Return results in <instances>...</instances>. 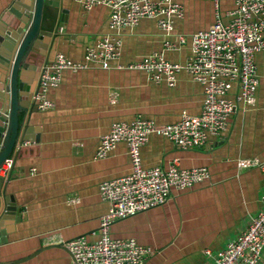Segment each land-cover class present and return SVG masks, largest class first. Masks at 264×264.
Returning <instances> with one entry per match:
<instances>
[{
	"label": "crops",
	"instance_id": "crops-1",
	"mask_svg": "<svg viewBox=\"0 0 264 264\" xmlns=\"http://www.w3.org/2000/svg\"><path fill=\"white\" fill-rule=\"evenodd\" d=\"M176 1L183 5L185 14L176 19L172 39L184 35L187 43L167 51L166 58L186 63L192 56L191 36L211 28L218 15L229 23V12L238 0H220L219 10L214 0ZM13 2L0 0V20ZM64 9L69 21L51 62L62 52L83 63L87 46L107 35L121 37L122 55L110 69L91 65L65 71L60 86L49 93L54 107L32 109L25 123L24 141L9 158L7 174L0 176L10 179L5 183L7 189L0 184V214L6 202L18 209L16 219L5 220L0 264H76L65 244L81 237L90 242L100 238L101 217L109 210L100 185L132 170L129 148L123 142L108 157L96 159L101 138L112 124L144 117L166 126L179 122L185 112L198 115L203 110L204 87L185 71L171 86L165 80H152L144 71L117 68L118 63L127 66L164 48V32L156 20L144 19L135 28L116 34L109 27L110 10L106 7L86 11L74 0H64ZM43 62L44 57L40 65ZM256 63L260 79L256 106L237 109L228 132L212 137L200 149L190 150L152 135L141 149L146 168H168L178 160L182 169L204 166L211 174L191 189L174 190L166 203L112 225V237L134 238L153 249L155 253L146 264H213L205 251L216 253L225 248L260 211L264 171L237 167V160L242 158L264 162L263 53L256 55ZM237 91L235 84L229 98L235 100Z\"/></svg>",
	"mask_w": 264,
	"mask_h": 264
},
{
	"label": "built area",
	"instance_id": "built-area-1",
	"mask_svg": "<svg viewBox=\"0 0 264 264\" xmlns=\"http://www.w3.org/2000/svg\"><path fill=\"white\" fill-rule=\"evenodd\" d=\"M220 9V0H214ZM86 11L102 6L110 10L109 27L119 34L124 29L135 28L144 19L156 20L164 32V48L144 56L140 61L127 66L118 63V69L141 70L152 80H165L175 86L181 72H187L193 81L204 87L203 110L198 115L184 113L175 124L161 126L144 117L133 122H116L101 138L96 159H104L121 142L127 144L132 162L129 174L108 180L100 185L102 199L108 203V212L101 217L100 238L90 242L81 237L65 245L75 258L76 264H146L155 252L141 245L136 239H120L111 235L112 225L121 219L160 206L170 198L174 190L184 191L207 181L211 174L207 167L182 169L178 160L168 168L143 165L141 149L152 135L169 139L181 149H200L212 137L228 132L232 114L239 108L251 110L256 106L260 84L256 55L264 54V0H238L229 12L231 20L218 21L208 30L191 36L192 56L186 63L172 62L166 52L178 50L186 44L184 35L175 36L176 19L185 14L183 5L176 0H74ZM123 40L120 36L107 35L87 46L86 61L74 62L58 52L52 62L43 67L40 89L34 95L38 109L45 111L54 107L49 99L51 90L60 86L65 71H79L91 65L110 69L113 61L121 58ZM237 84L235 100L229 98ZM113 103L117 102L112 93ZM11 162L0 167V176H5ZM240 170L258 167L264 171L260 159H238ZM261 209L253 217L247 229L230 240L218 252L206 250L213 264H264V195ZM210 264V263H209Z\"/></svg>",
	"mask_w": 264,
	"mask_h": 264
},
{
	"label": "water",
	"instance_id": "water-1",
	"mask_svg": "<svg viewBox=\"0 0 264 264\" xmlns=\"http://www.w3.org/2000/svg\"><path fill=\"white\" fill-rule=\"evenodd\" d=\"M68 21L64 0H14L0 20V167L24 141L25 123L36 106L34 95L40 89L41 72L51 62ZM8 180L0 177V184ZM4 208L0 214V243L6 239L5 220L16 219L18 213L14 204L6 202Z\"/></svg>",
	"mask_w": 264,
	"mask_h": 264
}]
</instances>
